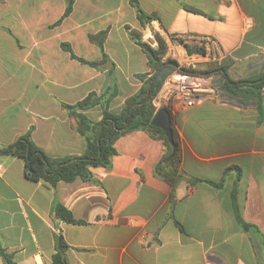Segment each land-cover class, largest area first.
Masks as SVG:
<instances>
[{
    "label": "crops",
    "instance_id": "1",
    "mask_svg": "<svg viewBox=\"0 0 264 264\" xmlns=\"http://www.w3.org/2000/svg\"><path fill=\"white\" fill-rule=\"evenodd\" d=\"M137 1L158 17L166 56L196 69L224 61L245 82L171 111L184 175L174 187L155 171L163 139L144 130L117 139L109 168L91 167L99 183L54 188L0 153V240L17 264H52L57 228L69 264H264V0ZM67 4L0 0V146L32 128L48 156L82 155L87 140L66 105L110 88L117 111L151 75L131 34L144 25L132 0H73L64 16ZM190 35H212L214 54L189 53L177 39ZM77 111L103 118L99 105ZM55 199L83 223L55 219Z\"/></svg>",
    "mask_w": 264,
    "mask_h": 264
},
{
    "label": "trees",
    "instance_id": "2",
    "mask_svg": "<svg viewBox=\"0 0 264 264\" xmlns=\"http://www.w3.org/2000/svg\"><path fill=\"white\" fill-rule=\"evenodd\" d=\"M132 2L137 8L138 16L143 24L149 19L157 17L154 14L145 13L140 8L137 0H132ZM72 5L73 0H68L64 16L71 12ZM131 34L148 55L150 66L149 73L151 75L145 79L143 85L135 94L126 99L124 105L117 111L109 109V104L116 93L114 89L110 88L102 94L91 92L76 104L66 105V107L71 110V114L77 118V131L87 140V146L82 155L67 157L48 156L46 152L33 141L32 128L21 134L14 143L7 146H0V153H11L23 159L24 172L27 178L35 181L45 180L54 188L61 180L71 182L77 178L84 181L90 180L99 183V180L94 177L91 167L104 166L109 168L111 166L112 156L117 152L115 147L117 139L135 130H144L163 139L166 147L165 153L155 166L157 175L173 187L183 179L184 175L181 172L182 154L178 135L173 128L174 138L178 148L176 154L170 160H167L172 147L165 132L152 124L154 115L160 109L154 105L153 99L163 86L166 78L175 70L191 74L212 75L213 83L217 89L231 94L236 87L242 85L245 81L232 80L227 73V65L224 61L216 64L210 62L206 69L180 66L176 59L166 56L167 43L163 37L158 36L159 47L153 48L141 40V32L132 30ZM177 40L184 43L189 53H206V49L203 46L187 43L185 39L182 38ZM147 74L148 73H144L140 76L146 77ZM263 83L264 78L259 84H256V86L260 88V92L257 94L260 95L261 98V87ZM259 98L260 97L257 99L258 101L260 100ZM98 105L102 106L103 109V118L98 122L90 121L85 113L77 111V109L87 110ZM188 180L190 182L202 181L199 178H189ZM236 213L238 221L243 228L249 229L252 225L244 221L238 208ZM53 216L58 220L83 223V220L75 218L72 212L56 199L53 204ZM177 224L180 225L178 222ZM55 236L56 252L52 256V264H69L66 257V250L69 245L65 241L60 228H57ZM0 255L5 264H17L13 259V254L7 252L1 240Z\"/></svg>",
    "mask_w": 264,
    "mask_h": 264
},
{
    "label": "built area",
    "instance_id": "3",
    "mask_svg": "<svg viewBox=\"0 0 264 264\" xmlns=\"http://www.w3.org/2000/svg\"><path fill=\"white\" fill-rule=\"evenodd\" d=\"M162 34L159 19L154 17L143 25L141 40L153 48H158V36L162 37ZM185 41L205 47L206 53L207 50L213 53L217 47V40L212 35H190ZM172 56L177 60L178 55L172 53ZM216 91L217 87L213 83L212 75L191 74L175 70L166 78L154 97L153 103L157 108L167 107L170 111H174L179 102L186 106H193ZM261 95L264 99V83L261 87Z\"/></svg>",
    "mask_w": 264,
    "mask_h": 264
},
{
    "label": "water",
    "instance_id": "4",
    "mask_svg": "<svg viewBox=\"0 0 264 264\" xmlns=\"http://www.w3.org/2000/svg\"><path fill=\"white\" fill-rule=\"evenodd\" d=\"M172 119V113L167 107H161L152 119V124L161 128L165 132L166 137L172 147L171 153L167 157V160H170L176 154L178 148V145L174 138Z\"/></svg>",
    "mask_w": 264,
    "mask_h": 264
},
{
    "label": "rangeland",
    "instance_id": "5",
    "mask_svg": "<svg viewBox=\"0 0 264 264\" xmlns=\"http://www.w3.org/2000/svg\"><path fill=\"white\" fill-rule=\"evenodd\" d=\"M168 57H172V58H174L173 56H172V54H170ZM175 59V58H174Z\"/></svg>",
    "mask_w": 264,
    "mask_h": 264
}]
</instances>
